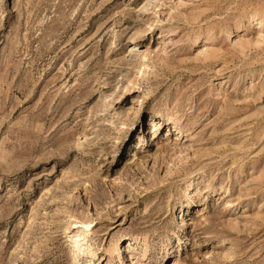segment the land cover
Masks as SVG:
<instances>
[{"label": "rangeland", "instance_id": "obj_1", "mask_svg": "<svg viewBox=\"0 0 264 264\" xmlns=\"http://www.w3.org/2000/svg\"><path fill=\"white\" fill-rule=\"evenodd\" d=\"M0 264H264V0H0Z\"/></svg>", "mask_w": 264, "mask_h": 264}, {"label": "bare ground", "instance_id": "obj_2", "mask_svg": "<svg viewBox=\"0 0 264 264\" xmlns=\"http://www.w3.org/2000/svg\"><path fill=\"white\" fill-rule=\"evenodd\" d=\"M199 214H200V213H199ZM202 216H203V215H202ZM83 227H84V226H83ZM66 228H67V227H66ZM85 228H88V226L85 225ZM82 233H83V232H82ZM84 233L86 234V232H84ZM88 233H89V232H88ZM86 235H87V234H86ZM74 237H76L77 239L75 238L76 241L74 240L75 242H74V245H73V246H74L75 249L78 250V249H80V248L83 246L82 244H80V242H77L78 239H79V241H80V239H81V238H80L81 235H78V234H77V235H75ZM83 240H84V239H83ZM78 251H79V250H78Z\"/></svg>", "mask_w": 264, "mask_h": 264}]
</instances>
